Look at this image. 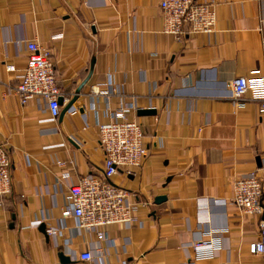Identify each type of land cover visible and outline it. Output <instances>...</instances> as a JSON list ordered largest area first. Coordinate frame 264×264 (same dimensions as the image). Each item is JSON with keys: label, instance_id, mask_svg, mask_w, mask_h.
Wrapping results in <instances>:
<instances>
[{"label": "crops", "instance_id": "obj_1", "mask_svg": "<svg viewBox=\"0 0 264 264\" xmlns=\"http://www.w3.org/2000/svg\"><path fill=\"white\" fill-rule=\"evenodd\" d=\"M162 1L0 0V144L12 179L0 197V264H64L61 253L66 264H264L249 252L264 211L249 216L230 204L235 180L255 173L264 210V114L250 98L239 108L228 87L264 75V0H195L214 9V31L186 27L181 41L165 32ZM29 41L51 54L62 111L92 71L77 115L49 122L39 100L21 104ZM109 77L124 94L95 95ZM123 102L134 104L127 119L142 126L148 155L112 183L138 204L143 225L87 232L63 216L64 198L82 176L102 177L99 124ZM213 233L218 256L195 262L192 243ZM86 251L94 260L80 259Z\"/></svg>", "mask_w": 264, "mask_h": 264}, {"label": "built area", "instance_id": "obj_2", "mask_svg": "<svg viewBox=\"0 0 264 264\" xmlns=\"http://www.w3.org/2000/svg\"><path fill=\"white\" fill-rule=\"evenodd\" d=\"M161 9L164 16L165 32L181 41L188 31L192 34L213 33L216 25V13L211 5L200 4L195 0H163ZM28 64L21 75L15 93L21 104L27 105L37 99L50 114L49 122H55L62 113L60 98L62 94L57 88L54 63L51 54L41 48L37 42L29 41L26 45ZM232 99L238 101L239 108L245 107V99L259 102L264 114V75L260 70L253 72V77H237L228 85ZM113 93L124 94L123 89L113 87L112 78L103 87H98L94 94L109 97ZM109 99V98H108ZM135 109L133 103L123 102L114 111L112 121L99 124L100 142L105 154V165L102 177L94 175L82 176L76 183L69 185L64 198L63 216L72 217L79 229L87 232H98L111 225H143L140 220L138 204L128 201L129 193L112 183V178L120 169H131L142 164L148 155L144 145V132L137 122H130L127 117ZM72 115L79 113V108L72 106L68 111ZM86 128L88 123L84 119ZM69 173L65 179H70ZM12 191L11 161L7 149L0 144V197ZM263 187L255 173L238 177L234 182V196L230 204L249 216L263 215ZM217 204L210 201L207 204ZM226 205V203H224ZM41 222H39L40 224ZM259 239L249 245L253 256H264V220H260ZM226 232V231H225ZM52 229L50 235H60ZM213 233L209 239H200L192 243L195 262L212 260L218 256L221 246V235ZM98 238L108 242V235L99 232ZM82 261H92L94 256L86 251L81 254Z\"/></svg>", "mask_w": 264, "mask_h": 264}, {"label": "water", "instance_id": "obj_3", "mask_svg": "<svg viewBox=\"0 0 264 264\" xmlns=\"http://www.w3.org/2000/svg\"><path fill=\"white\" fill-rule=\"evenodd\" d=\"M92 75V71L90 73V75L88 76V78L78 87L77 91H76V95L74 97V99L72 101H70V103L68 105H66L61 113V117L65 115V113L74 105V103L78 100L80 94L82 93V90L84 89V87L86 86V84L88 83V81L90 80ZM60 104L63 105V98H60ZM152 110H148V111H144V114H150L152 113ZM166 198L165 197H158L156 199V201L158 203L164 201ZM46 226L42 225V230H45ZM60 259L62 261V263L66 264L70 262V258L68 256L65 255V253H61L60 254Z\"/></svg>", "mask_w": 264, "mask_h": 264}]
</instances>
